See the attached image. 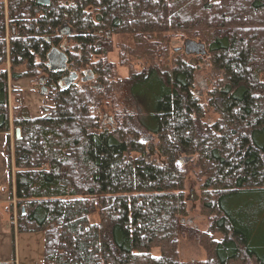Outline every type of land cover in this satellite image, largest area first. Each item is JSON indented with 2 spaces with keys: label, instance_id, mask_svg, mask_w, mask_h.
<instances>
[{
  "label": "trees",
  "instance_id": "obj_1",
  "mask_svg": "<svg viewBox=\"0 0 264 264\" xmlns=\"http://www.w3.org/2000/svg\"><path fill=\"white\" fill-rule=\"evenodd\" d=\"M107 31L131 41L121 66L136 50L149 57L118 84ZM171 39L198 42L220 71L212 122L186 53L164 61ZM62 46L67 69L49 72ZM23 78L47 87L41 116L10 86ZM104 97L121 107L108 121L93 113ZM10 130L16 230L45 234L43 264H188L179 237L205 250L190 264H264V0H0V133ZM151 133L164 167L145 158ZM188 166L202 181V231L184 221Z\"/></svg>",
  "mask_w": 264,
  "mask_h": 264
},
{
  "label": "rangeland",
  "instance_id": "obj_2",
  "mask_svg": "<svg viewBox=\"0 0 264 264\" xmlns=\"http://www.w3.org/2000/svg\"><path fill=\"white\" fill-rule=\"evenodd\" d=\"M15 33V30L13 28V34ZM111 38H113V51L108 54V58L111 62L116 64V73L114 75L113 82L117 83L119 79L125 78L127 75H129V72L132 70L139 71L138 66L142 65L143 62H146L149 60V57H147L145 54L141 56H137V50L133 56H131L128 60V62L121 66L119 61L121 60L119 57V52L124 49L125 44L131 46V41L129 40V37L126 36H120L111 35ZM169 44V50L166 54L162 55L165 56L164 61H171L174 59L173 52H182L184 51L186 53V59L189 60V62L192 65L196 66L193 78V91L196 93V95L199 96L200 100L203 104L209 103L208 99L211 98L210 105L207 107V113L205 116V120L207 122H212L215 120L219 112L221 110V106L219 103V100L216 98H212L211 92L213 90V82L218 77L220 71L215 68H213L212 65L208 62L207 56L202 55V46L198 42L191 43L188 40H179V39H171ZM136 47V46H135ZM179 48V51H176L175 49ZM144 51H142L143 53ZM69 75V73H68ZM67 75V76H68ZM79 77L77 78L76 82L80 83V79L82 76V73H78ZM84 77L88 76L83 75ZM96 75L95 78L92 81V84H97L96 82ZM115 83V84H116ZM118 84V83H117ZM10 86L11 88H17L21 91L22 96L24 97L25 105L29 109V112L32 116H41L43 114V109L47 108V106H51L52 102L47 97V87L45 85H42L39 83L38 79L33 78H23V80H20L18 82H12ZM45 92V93H42ZM119 94V93H118ZM117 94V96H118ZM12 101L14 100L13 93L11 95ZM99 105V106H98ZM96 111H93V113L99 115L102 117V119L106 118L110 120L114 110L117 108L118 110H121V107L118 104H113L111 100H107L105 97L100 98V101L97 104ZM100 108V109H99ZM2 134H5L2 132ZM9 136V143H10V149H9V155L11 158V161L13 159V138H14V131L10 130L9 135L5 134V138L2 141V147H1V155L4 156L5 162H6V172L5 177L6 179L3 181L2 184V193L3 198L6 201L5 203H2V206L0 207V224L2 228V233H5L9 235L7 242H2L1 244V252H0V258L3 261H7L9 263H12L14 260V264H43V251H44V240H45V234L41 232H18L16 230V217H17V210H16V200L13 198V193L11 192L10 187V177L8 173V156L6 155V138ZM143 141L146 144V160L149 162H156L160 166H165L166 161L165 159L161 158L158 153L157 149L155 148V145L157 143L156 137L151 133L142 136ZM180 159H184L187 163L188 160H191L192 158L190 156H182ZM182 162V161H181ZM184 162V161H183ZM184 164V163H183ZM187 174H186V184H185V196H186V204H187V217L185 218L186 224H188L191 227L198 228L199 230L205 229L207 226V220L205 215H202L201 213V204H199L200 194L199 191L200 185L202 184V181L198 180V173L197 170H194L193 168L188 166ZM13 173V170H12ZM1 199V196H0ZM0 202H2L0 200ZM89 220L91 222H97V217L90 216ZM13 230V231H12ZM179 246L178 251H180V258L183 262L190 264L191 261L196 260L200 261L205 258V250L199 247L193 240L186 239L184 237H179ZM154 254L157 255L159 253L158 249L153 250ZM205 253V254H204ZM7 262V263H8Z\"/></svg>",
  "mask_w": 264,
  "mask_h": 264
},
{
  "label": "water",
  "instance_id": "obj_3",
  "mask_svg": "<svg viewBox=\"0 0 264 264\" xmlns=\"http://www.w3.org/2000/svg\"><path fill=\"white\" fill-rule=\"evenodd\" d=\"M37 3L40 5H49V0H37ZM13 31V30H12ZM66 34H69V31L66 30ZM106 35L110 38V32L107 31ZM179 51V48L175 49ZM67 56L65 49L63 47L52 48V50L47 54V67L49 72L57 73V71H65L67 69ZM76 79V74L71 73L66 79V83L73 82ZM87 80V79H86ZM45 93V92H42ZM20 131L16 129L17 137L19 136Z\"/></svg>",
  "mask_w": 264,
  "mask_h": 264
},
{
  "label": "crops",
  "instance_id": "obj_4",
  "mask_svg": "<svg viewBox=\"0 0 264 264\" xmlns=\"http://www.w3.org/2000/svg\"><path fill=\"white\" fill-rule=\"evenodd\" d=\"M4 138H5V134L0 133V196H1L0 200L2 201V202H0V207L2 206V203L6 202L4 200V198H3V193H2V191H3L2 190V184L4 183L3 181L6 179L5 172H6V169H7L5 158H4L3 155H1V147H2V144H3L2 141L4 140ZM0 235H1V243H0V247H1L2 242L3 241L7 242L8 238H9V235H7L5 233H2L1 224H0ZM0 252H1V248H0ZM0 261L5 262V263L8 262V260L7 261H3L1 258H0Z\"/></svg>",
  "mask_w": 264,
  "mask_h": 264
},
{
  "label": "flooded vegetation",
  "instance_id": "obj_5",
  "mask_svg": "<svg viewBox=\"0 0 264 264\" xmlns=\"http://www.w3.org/2000/svg\"><path fill=\"white\" fill-rule=\"evenodd\" d=\"M63 47V46H62ZM64 48V47H63ZM84 75H87L88 74V76H86L85 77V79L84 80H86V81H88V82H92V80L95 78V74H94V72L91 70V72H88V71H85L84 73H83ZM79 76H78V74H76V79L78 78ZM75 79V80H76Z\"/></svg>",
  "mask_w": 264,
  "mask_h": 264
}]
</instances>
